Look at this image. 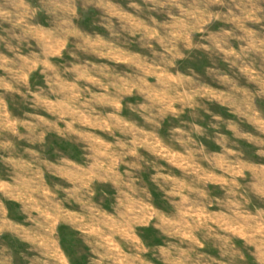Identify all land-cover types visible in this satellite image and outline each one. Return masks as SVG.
<instances>
[{
	"label": "rangeland",
	"instance_id": "obj_1",
	"mask_svg": "<svg viewBox=\"0 0 264 264\" xmlns=\"http://www.w3.org/2000/svg\"><path fill=\"white\" fill-rule=\"evenodd\" d=\"M0 264H264V0H0Z\"/></svg>",
	"mask_w": 264,
	"mask_h": 264
}]
</instances>
